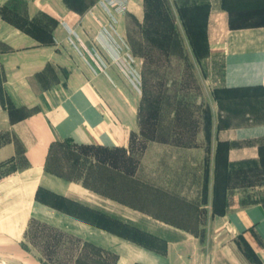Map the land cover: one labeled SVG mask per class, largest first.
<instances>
[{
    "label": "crops",
    "instance_id": "1",
    "mask_svg": "<svg viewBox=\"0 0 264 264\" xmlns=\"http://www.w3.org/2000/svg\"><path fill=\"white\" fill-rule=\"evenodd\" d=\"M174 1L180 5L204 4L202 35L209 56L222 61L217 89L244 91L243 107L220 108L217 101L214 136L206 142L210 149L206 150L210 153L209 165H203L201 171L193 174H166V180H173L174 184H164L163 195H167V187L175 189L177 183L178 190L172 193V199L160 201L150 193L145 197L141 194V203L145 205L138 207L127 203L117 192L114 198L108 199L107 193L99 189L100 205L109 200L113 201L115 212L141 213L143 219L136 226L145 230L161 229V233L151 232L162 238L165 244L160 252L134 239L119 236L132 249L127 253L120 249L117 264L125 261L128 264L136 261L145 264H263L264 0ZM103 14V24L96 34L100 37L99 47L90 49L83 43L92 69L80 61L70 47L66 51L55 45L16 44L13 40L9 42L14 48L2 54V247L18 245L32 217L46 220V216H51L48 220L55 226L59 222L69 226L71 221L92 225L74 215L71 209L38 199V195L56 194L68 201L90 206L84 200L96 192L90 185L80 182L90 169L87 166L90 155H85V152L94 149L105 156L108 149H120L126 154L116 157V162L122 164L124 159L134 162L138 168L139 163L133 161L132 145L133 133L138 129V109L133 102L137 97L123 91L124 79L131 78L114 60V45L103 37V27L109 21ZM126 15L120 17L115 36L123 46L122 52L129 51L136 62V56L121 36L124 31L121 25L125 23ZM64 28L69 31L71 26L66 23ZM15 33L18 40L27 39V33L20 30H15ZM184 34L187 39L191 37L188 32L184 31ZM93 53L99 54L107 63L105 70L98 68ZM256 99L258 106L254 102ZM236 116L241 120L230 119ZM60 143L68 151L66 156L58 150ZM174 146L183 150L191 148ZM199 148L203 149V146L199 145ZM98 162L107 164L106 158H99ZM236 165H242V170H234ZM135 175H138V169ZM136 176L134 178H138ZM100 178L105 181L106 189V176L100 175ZM139 181V178L135 181L137 187ZM133 195L139 200L135 193ZM176 197L177 202L174 200ZM91 208L105 211L99 207ZM0 254L6 257L2 250Z\"/></svg>",
    "mask_w": 264,
    "mask_h": 264
},
{
    "label": "rangeland",
    "instance_id": "2",
    "mask_svg": "<svg viewBox=\"0 0 264 264\" xmlns=\"http://www.w3.org/2000/svg\"><path fill=\"white\" fill-rule=\"evenodd\" d=\"M97 2L0 0V60L4 52L14 48L9 42L14 40L16 44L55 45L66 51L70 47L77 58L92 69L83 43L90 49L99 44L100 37L96 34L103 24L104 14ZM204 19L203 3L180 5L174 0L131 1L125 23L121 25L124 27L121 36L137 58L135 67L140 77L136 80L124 79L123 91L137 97L133 102L138 109V129L133 133L132 145L133 161L139 163L138 168L134 162L124 159L122 164L116 162V157L126 154L120 149H108L105 156L94 149L85 152V155H90V158L87 157L90 169L80 182L90 185L91 190L96 192L90 199L84 200L90 206L68 201L56 194L38 195V199L71 209L74 215L88 220L94 226H88L85 222L74 223L70 219L72 224L69 226H64L62 222L55 226L49 221L51 216H46V220L32 217L18 245H9L12 246L11 250L9 246H0V250L8 257L0 254V258L12 264H117L118 251L123 249V253H127L132 249L119 236L134 239L160 252L164 250L162 238L151 232L161 233V229L145 230L137 227L143 219L141 213L115 212L113 201L107 200L103 205L98 203L97 193L101 189L107 193L108 199H112L117 192L127 203L141 207L145 205L141 203V194L145 197L150 193L159 200L172 199V193L178 190L177 183L175 189L167 187L168 193L163 195L164 184H174L173 180H166V174H193L194 171H201L203 165H209L210 159H207L210 153L207 151L210 149L206 142L214 136L217 101L220 108L241 109L244 91L217 89L222 61L209 56L202 35ZM66 23L72 30H65ZM15 30L27 33V39L18 40ZM184 31L191 37L187 39ZM2 76L0 65V82ZM254 102L258 106V99ZM235 118L241 120L239 116L230 117L231 120ZM174 145L191 148L183 150ZM58 150L64 156L68 153L61 143L58 144ZM99 158H106L107 164L99 163ZM234 170H242V165H236ZM100 175L106 176V189ZM134 176L140 180L138 187L135 182L138 178ZM147 182L151 184L147 185ZM133 193L139 200L133 198ZM174 200L177 202L178 198ZM91 207L105 211L99 212Z\"/></svg>",
    "mask_w": 264,
    "mask_h": 264
},
{
    "label": "built area",
    "instance_id": "3",
    "mask_svg": "<svg viewBox=\"0 0 264 264\" xmlns=\"http://www.w3.org/2000/svg\"><path fill=\"white\" fill-rule=\"evenodd\" d=\"M130 1L131 0H99L98 5L109 19L108 23L103 27L102 34L103 37L108 39V43H112L115 47L112 54L114 60L119 65H121L124 72L131 79L136 80L140 77V75L135 67V59L129 51L122 52L123 46L115 36L118 33L117 25L120 21V17L126 15L129 11ZM93 54L94 55L92 57L98 68L100 70H105V68L107 67V63L99 54Z\"/></svg>",
    "mask_w": 264,
    "mask_h": 264
},
{
    "label": "bare ground",
    "instance_id": "4",
    "mask_svg": "<svg viewBox=\"0 0 264 264\" xmlns=\"http://www.w3.org/2000/svg\"><path fill=\"white\" fill-rule=\"evenodd\" d=\"M0 264H12V263L0 258Z\"/></svg>",
    "mask_w": 264,
    "mask_h": 264
},
{
    "label": "trees",
    "instance_id": "5",
    "mask_svg": "<svg viewBox=\"0 0 264 264\" xmlns=\"http://www.w3.org/2000/svg\"><path fill=\"white\" fill-rule=\"evenodd\" d=\"M136 264H138V263H136Z\"/></svg>",
    "mask_w": 264,
    "mask_h": 264
}]
</instances>
